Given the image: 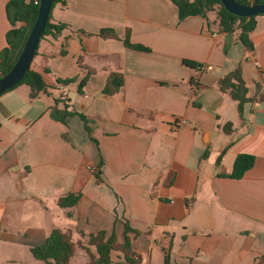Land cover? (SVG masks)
Returning a JSON list of instances; mask_svg holds the SVG:
<instances>
[{
  "label": "crops",
  "instance_id": "0c3cea01",
  "mask_svg": "<svg viewBox=\"0 0 264 264\" xmlns=\"http://www.w3.org/2000/svg\"><path fill=\"white\" fill-rule=\"evenodd\" d=\"M9 1L0 0V52L20 27L8 21ZM62 1L51 22L65 28L40 40L30 65L48 87L43 106L25 85L0 95V247L30 252L54 229L73 239L114 232L122 243L127 225L141 264H164L166 252L171 264H264V15L247 49L215 14L179 21L170 0ZM103 29L119 39L98 37ZM127 30L148 51L126 48ZM79 57L94 71L80 91ZM237 67L249 98L261 89L241 111L217 87ZM112 72L123 86L103 95ZM72 78L62 91L89 132L77 115L52 116L57 80ZM241 154L254 165L226 177ZM70 194L78 203L60 208Z\"/></svg>",
  "mask_w": 264,
  "mask_h": 264
},
{
  "label": "trees",
  "instance_id": "16d2710c",
  "mask_svg": "<svg viewBox=\"0 0 264 264\" xmlns=\"http://www.w3.org/2000/svg\"><path fill=\"white\" fill-rule=\"evenodd\" d=\"M178 9L179 21L184 20L190 16H200L202 18H208L210 14H215L219 28L222 32L230 35L235 31H239L238 40L246 47L251 49V43L249 41V33L254 29L255 18H241L227 12L221 5L219 0H170ZM241 5L251 4H263L264 0H234ZM64 4L62 0H52L51 9L48 14V19L45 24V28L41 39L50 37L53 39L58 38L65 26L63 24H53L51 22V10L56 3ZM38 11V0H10L6 5V14L8 21L15 25L20 24V27L13 28L6 33L7 47L0 52V78L6 75L15 64L23 45L28 37L30 29L36 19ZM98 37L102 39H119L117 33L112 29H103L98 34ZM123 43L126 48L137 51H148L146 48L133 45L129 41V30L126 31ZM66 51L61 50V55H65ZM77 63L80 68L86 69L87 73L84 78L80 80L78 84V91H80L90 74L94 71L88 67L81 65V58L77 59ZM196 68H200L197 66ZM75 78L66 80H57L60 85H68L75 82ZM124 77L120 72H112L109 74L106 84L102 90L103 95L111 96L119 92L123 86ZM25 85L29 88V97L32 101L39 99L40 95H47L48 87L44 83L41 75L28 70L21 81L10 90ZM218 90L222 93H228L230 97L238 102V110L241 111L244 104L257 101L260 88H258V94L253 98L248 97V90L241 77L240 68L237 67L224 77H222L217 84ZM8 90V91H10ZM7 92V91H6ZM264 100V99H263ZM60 106V108H58ZM71 106L68 99H65L62 95L58 96L54 100V105L51 107L52 116L58 121L64 123L68 117L79 116L84 122V126L87 132L89 128L87 126V120L80 114H76L71 110ZM230 123L223 126L224 131L230 130ZM207 156V151L204 153L203 158ZM254 165V157L251 155L241 154L235 159L232 172L226 177L231 179H240L243 175L252 168ZM80 199V195H67L58 199V206L60 208H69L75 206ZM128 232L138 234V232L125 226L124 239L122 243H119L114 232L109 236L104 231H99L96 234H89L85 236L80 233L81 237H86L88 243L95 248L96 256L91 258L90 264H117L112 261L111 253L117 251L120 253V258L123 260V264H141L140 255L136 254L131 247L130 238L127 236ZM80 243V242H78ZM77 243V244H78ZM76 243L68 232H63L59 229L51 231L46 240L37 246L30 248L32 257L45 264H70V260L74 254ZM164 264L170 263V255L168 252L164 256Z\"/></svg>",
  "mask_w": 264,
  "mask_h": 264
},
{
  "label": "water",
  "instance_id": "95a60500",
  "mask_svg": "<svg viewBox=\"0 0 264 264\" xmlns=\"http://www.w3.org/2000/svg\"><path fill=\"white\" fill-rule=\"evenodd\" d=\"M219 1L227 12L241 18H251L254 16L264 15V3L241 5L234 0ZM51 2L52 0H38L37 16L23 45V48L10 71L0 78V95L17 85L25 73L30 69L31 62L34 58L48 19V14L51 9ZM35 104L43 106V104L38 101H36Z\"/></svg>",
  "mask_w": 264,
  "mask_h": 264
},
{
  "label": "rangeland",
  "instance_id": "374dc122",
  "mask_svg": "<svg viewBox=\"0 0 264 264\" xmlns=\"http://www.w3.org/2000/svg\"><path fill=\"white\" fill-rule=\"evenodd\" d=\"M51 93L57 96L55 90L51 89ZM58 97V96H57ZM74 238L76 248L74 254L70 260V264H90L91 258L96 256L94 246L88 243L87 238ZM80 242V243H78ZM78 243V244H77ZM120 243V242H119ZM10 256V258L7 257ZM120 253L113 251L111 258L114 263L123 264V260L120 258ZM15 259V260H14ZM9 260V261H8ZM0 264H45L41 261L35 260L30 254L29 250L6 252V248L0 247Z\"/></svg>",
  "mask_w": 264,
  "mask_h": 264
},
{
  "label": "built area",
  "instance_id": "2783aa9c",
  "mask_svg": "<svg viewBox=\"0 0 264 264\" xmlns=\"http://www.w3.org/2000/svg\"><path fill=\"white\" fill-rule=\"evenodd\" d=\"M252 61H253L254 66L256 67V69L260 70L261 66H260L259 62L257 60H252ZM199 69H201V67ZM204 70H209V67H204ZM261 75L264 78V71L261 72ZM57 89L62 91L63 86L58 84ZM62 96L66 97V92L62 91ZM182 123H184L183 120L177 119V120H175V122H173L172 126H173V128H176V127L180 126Z\"/></svg>",
  "mask_w": 264,
  "mask_h": 264
}]
</instances>
